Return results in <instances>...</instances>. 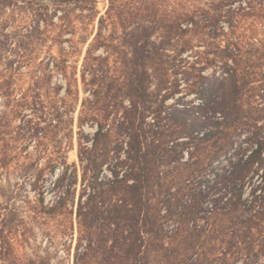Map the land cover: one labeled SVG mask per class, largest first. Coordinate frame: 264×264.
<instances>
[{"label":"trees","instance_id":"1","mask_svg":"<svg viewBox=\"0 0 264 264\" xmlns=\"http://www.w3.org/2000/svg\"><path fill=\"white\" fill-rule=\"evenodd\" d=\"M51 2L44 31L6 24L59 47L40 78H63L50 133L77 124L79 165L55 147L33 190L57 238L76 217L75 264H264V0Z\"/></svg>","mask_w":264,"mask_h":264},{"label":"rangeland","instance_id":"2","mask_svg":"<svg viewBox=\"0 0 264 264\" xmlns=\"http://www.w3.org/2000/svg\"><path fill=\"white\" fill-rule=\"evenodd\" d=\"M51 1L0 0V264H75L76 217L75 242L72 243V236L57 238L63 222L37 212L39 195L33 190L37 169L46 167L55 147L68 152L70 164L79 165L77 124L74 133L67 131V138L62 141L50 133V87L61 84L63 78H40L45 68L40 64H47L51 53L58 54L59 47L51 41L31 44L32 39L22 37V33L6 24L9 19L27 27L39 23L40 29L46 30L47 23H59L58 18L63 15L62 11L54 15ZM97 1L101 15L105 14L108 0ZM185 56L191 57L192 52ZM83 61L84 55H79L72 62L79 80ZM212 71L209 68L205 73ZM61 93L65 95V90ZM182 95L186 101L199 102L197 95L188 94L187 89L177 97ZM86 96L80 81V105ZM174 101L172 98L169 104ZM78 117L79 111L75 114L76 123ZM86 131L93 134L96 128L86 126ZM55 177L46 176L48 186ZM79 193L80 187L77 200ZM53 195L47 193L46 203L55 199Z\"/></svg>","mask_w":264,"mask_h":264}]
</instances>
